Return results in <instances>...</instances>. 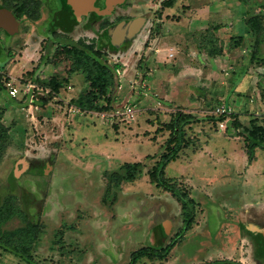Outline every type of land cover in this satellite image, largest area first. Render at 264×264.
<instances>
[{
    "label": "rangeland",
    "instance_id": "rangeland-1",
    "mask_svg": "<svg viewBox=\"0 0 264 264\" xmlns=\"http://www.w3.org/2000/svg\"><path fill=\"white\" fill-rule=\"evenodd\" d=\"M166 1L127 0L93 22L89 13L63 29L45 9L27 15L26 8L17 5L19 32L0 44V81L17 89L15 96L6 87L0 91V122L7 128V140L0 146V207L13 213L3 219L0 232L17 242L26 222L36 223L35 240L27 237L22 244L38 264H128L133 251L161 242V231L150 228L162 222L167 223L165 244L178 237L183 226L180 203L150 183L146 174L167 151L169 131L164 125L177 111L194 112L199 122L185 127L186 146L166 166L165 177L192 199L194 221L165 260L142 259L138 264H264V149L256 148L249 162L242 129L236 131L225 122L220 128L212 117L224 104L242 112L244 127L251 120L264 126V73L255 70L258 66L264 72V65L251 62L257 65H249L251 83L236 98L227 91V79L226 87L217 90L218 79L211 80L214 87H201L200 82L215 78L214 73L223 77L228 65L238 74L260 36L257 51L264 56V0H245L241 7L233 0L228 10H221L226 5L222 0L223 7H214L200 23L195 13L207 10L211 0H176L170 12L161 9ZM182 7L191 8L188 17ZM141 14L147 20L139 35L120 48L104 47L105 29L124 15L134 19ZM179 15L185 20L172 30ZM250 18L260 21L253 24L258 37L247 31ZM218 24L225 33L216 31ZM209 25L216 32H197ZM58 39L93 42L101 46L104 60L120 65L117 86L105 96L115 98L108 110L76 108L89 84L83 73L72 72L73 59ZM201 42L210 50H224L217 73L211 62L203 67L202 59L192 53L203 47ZM189 67L204 76L193 81ZM49 82L59 85L56 92L50 91ZM241 84L244 90L247 79ZM187 85L194 86L196 94L198 86L206 89L200 110L178 106L179 92ZM105 98L99 101L103 108ZM124 106L134 108V120L126 117ZM135 162L144 165L142 174L112 188L116 201L109 211L102 203L105 174ZM252 224L257 227L251 229ZM255 251L260 262L253 260ZM0 264L25 263L0 250Z\"/></svg>",
    "mask_w": 264,
    "mask_h": 264
},
{
    "label": "trees",
    "instance_id": "trees-1",
    "mask_svg": "<svg viewBox=\"0 0 264 264\" xmlns=\"http://www.w3.org/2000/svg\"><path fill=\"white\" fill-rule=\"evenodd\" d=\"M243 1V0H241ZM176 0H168L166 2L161 3V9H171L176 4ZM176 6V5H175ZM186 7V6H183ZM183 13L185 14L186 8L183 9ZM176 8V7H175ZM30 15V14H27ZM98 18V16H97ZM180 18V15L176 18ZM258 19V17L256 16ZM254 22V23H253ZM260 21L255 18L247 19L246 24L249 25L247 29L248 32H252L254 36H260L258 34V28L253 24H259ZM220 24L214 26L216 31L220 29ZM252 30V31H251ZM211 31L216 32L213 29H210L209 32H203V35L210 34ZM207 37V36H206ZM262 36L258 38L251 51V62H255L260 65H264V56L261 57L258 54L257 46L260 42H262ZM60 43H63L65 47L68 48L67 55L73 59L72 63V72H81L86 76V80L88 82V92L85 98L78 99L76 101V108L80 111H101L108 110L109 105L115 101L114 97L105 98L106 94L109 90L115 88L117 86V76L116 71L120 68V65H111L104 60V54L101 52V46L96 48L94 43H84V41L74 42L72 40L66 39L61 40L58 39ZM238 41H243V37H239ZM99 45V44H98ZM215 52L216 54H220L223 52L222 49L219 50H211L212 55ZM48 86L50 87V91H57L59 85L54 82H49ZM5 84L0 81V91H4ZM106 99L107 107L99 106V101L101 99ZM115 107H112V112L115 111ZM111 111V109H110ZM174 118L168 123L164 125V128L169 131V138L167 139L165 145L167 147V151L162 155L160 161L157 166L148 170L146 172L150 183L154 184L156 188L163 190L164 192L170 193L176 200L180 203L182 218H183V226L179 231L178 237L176 239L171 240L169 243L165 244L167 237V223L162 222L158 223L155 226H152L150 229H159L162 234L161 242L156 246H143L133 251L130 255L128 264H138L142 259L148 260H165L172 249L176 246L179 239L186 233L194 221V210H193V201L192 199L180 188L175 187L174 184L165 177V168L166 166L177 160L178 153L182 148L186 146L185 141V127L189 126L192 123L199 122L192 114H187L181 111H177L174 113ZM217 122L218 126L221 123H227L232 128H236V131L242 129L243 134L241 136L244 137L245 142L247 143V155L249 162L253 161L254 150L256 148L264 149V126H258L255 120L249 121L247 126H243V122L241 114H237L232 112L229 115H215L212 116ZM135 119V118H134ZM133 119V120H134ZM190 127V126H189ZM7 140V128L0 122V146L4 144ZM144 169V165L140 162L135 163H123L119 168L113 170L109 173L105 174L106 179V190L102 199V203L104 206L108 208V210H112V206L116 201V195L112 192V188L116 190L119 189L121 183H130L137 180L138 176L142 174ZM8 206V205H7ZM9 208L1 206L0 207V224L5 218H10L13 213L8 212ZM27 226L22 229V233L24 235L19 236V240L14 242L13 239H5L3 234L0 232V250L4 253L12 255L18 258L25 264H38L34 258L29 253L28 249H25L23 246L24 240L28 239L32 242L35 240L36 234L39 229L36 223L30 225L29 222H26ZM32 227V231H28ZM20 230L16 231L18 233ZM180 236V237H179ZM28 241V240H27ZM209 264H240L236 261H213Z\"/></svg>",
    "mask_w": 264,
    "mask_h": 264
},
{
    "label": "crops",
    "instance_id": "crops-1",
    "mask_svg": "<svg viewBox=\"0 0 264 264\" xmlns=\"http://www.w3.org/2000/svg\"><path fill=\"white\" fill-rule=\"evenodd\" d=\"M216 1V3H214ZM221 1L222 0H211V4H209V5H205V7H207L208 9L207 10H205L204 11V9H203V6H202V12H199V14H197V13H195L197 16H198V18L196 19L197 20V22L198 23H200V21L204 18V17H206L207 15H206V13H209V11H215V9L217 8L218 10H220L223 6H222V4H221ZM231 1H233V0H226L225 1V3H223L225 6L221 9V10H223V9H225V10H228V2H231ZM227 2V3H226ZM214 3V4H213ZM246 4V1L244 0V1H241V0H238V5L241 7L242 5H245ZM211 9H210V8ZM214 7H216L215 9H214ZM190 9L191 8H187L186 10H185V17H188L189 16V11H190ZM166 10H168V12H170V11H172V9H166ZM174 10V9H173ZM167 15V14H166ZM178 17V16H177ZM185 17H181L180 16V18H178V19H176V20H178V23H175V24H173V29L172 30H177V29H179V27L176 25V24H181V23H183V21L185 20ZM201 17V18H200ZM157 21H158V23H161L163 20H161V19H157ZM193 20H189L188 21V23H190V22H192ZM241 21H242V18H241ZM220 24H223V23H221V22H219ZM171 24V23H170ZM169 25V24H168ZM189 25V24H188ZM187 25V26H188ZM174 26H177L176 28H174ZM187 29V28H186ZM211 28H210V25L209 26H207L206 28H201V29H199V27L197 28V32L199 33V32H203V30H210ZM187 31H189L188 29H187ZM218 32L219 33H225L226 32V30H224L223 29V27L221 26L220 27V29L218 30ZM242 33V32H241ZM247 34V33H246ZM246 36V35H245ZM179 37V36H178ZM239 37H243V36H238V38ZM178 39H180V37L178 38ZM156 41V40H155ZM154 41V42H155ZM220 43V42H219ZM201 44H202V46L203 47H198L197 49H195V51L194 52H192V53H196V57L198 58L197 60H199V59H202V63L204 64L203 65V67H208L210 64H208L209 62H211V65H210V67L212 68V70L214 71V72H216L217 70H218V65L219 66H221V62H220V58L221 57H223V55H224V52H222V53H220V54H216L215 52H213L214 54L212 55V53H211V50H210V47H209V45H203V44H205V43H202L201 42ZM224 51V50H223ZM171 52V54H170V57H173L174 56V49L173 48H171L170 50H169V53ZM245 62V61H244ZM245 63H247L245 66L243 65L242 67H241V70L239 71V73L238 74H236V69H233V67H231L230 68V66L228 65V67H227V70L226 71H223L224 72V75H223V77H220V78H217L216 76H217V74H213L214 75V77L215 78H208V79H206L204 82H202V80L200 79V82H201V87H204V85H211V83H212V87H214L215 86V84H213V82L211 81L212 79H218L220 82H217V84H216V90L217 89H219V87H223V88H225L226 87V84L224 83V81H225V79H227V86H228V90L227 91H231V93H233L234 95H235V98L238 96V95H241L242 94V92H244V91H246L247 89H248V84L249 83H251L250 82V79H251V77L248 75V70H249V65L250 66H257V65H252V63H251V57L248 59V60H246V62ZM255 63V62H254ZM258 67V66H257ZM255 68V70H257L258 69V71H259V73H264V72H260V70H262V68ZM220 68V67H219ZM187 72L188 73H191L192 74V80L193 81H195V79H196V77L197 78H199L198 76H200V77H202V76H204L203 75V73H201L200 74V72H199V70H197L196 68H194V67H189L188 69H187ZM217 73V72H216ZM222 75V74H221ZM225 75H226V77H228V78H226L225 77ZM246 79H247V87H245V89L244 90H242L241 89V87L243 86V84H241L242 83V81H246ZM221 81H223V82H221ZM196 83H199V82H195L194 84H196ZM194 84H192V85H194ZM188 86V85H187ZM197 86V85H196ZM189 88H186V90H184V91H180L179 92V94L181 95L179 98H178V106L179 107H182V108H189V110L190 111H197V110H195V109H199L200 110V106H201V103L205 100V98L206 97H208V94L206 93V89H204V91H203V89L202 88H200L199 86L197 87V89L199 90V94H196V92H195V90H194V86L192 87V88H190V85L188 86ZM218 87V88H217ZM236 91V92H235ZM206 94V96L204 97L203 95H205ZM202 96H203V98H202ZM175 101H176V99H174ZM237 100V99H236ZM174 104V103H173ZM174 105H176V104H174ZM177 106V105H176ZM234 112L235 113H237V114H241L242 112H240V110L238 111V109L235 107L234 108ZM192 113V112H191ZM194 113V112H193ZM192 113V115L193 116H195L194 114ZM241 118V117H240ZM242 119V118H241ZM261 212V211H260ZM262 213V212H261ZM262 214H264V210H263V213ZM249 224H247V226H248ZM256 224H252L251 226L253 227V228H251V229H254V228H256L257 226H255ZM246 226V227H247ZM251 256H253V255H251ZM253 260H256L257 262H260V259H258V257L256 256V251L254 252V256H253ZM240 263H242L241 262V260H238Z\"/></svg>",
    "mask_w": 264,
    "mask_h": 264
},
{
    "label": "flooded vegetation",
    "instance_id": "flooded-vegetation-1",
    "mask_svg": "<svg viewBox=\"0 0 264 264\" xmlns=\"http://www.w3.org/2000/svg\"><path fill=\"white\" fill-rule=\"evenodd\" d=\"M126 1L127 0H124L123 3H121L120 5L113 6L105 14L111 13V11H113L114 8L118 6H123L126 3ZM17 5L26 8L27 14L39 13L40 8L45 9V11L50 14V16L57 17L56 19L57 26L60 29L69 27L71 24H73V22L80 21L82 16H86L89 13H91V15L92 14L94 15L93 19L91 20L92 22L97 19V16L105 15V14H98L91 9L85 10L81 12L79 15H77V11L73 10L68 5L67 0H13L12 2H10V4L9 2L0 3V9L5 8L9 10L16 19V21L18 22L19 28L21 23L17 17L18 14L16 12ZM93 6L99 10L106 9L107 7L105 0H95ZM20 11L22 12L24 10L21 9ZM145 20H147L145 14H141L140 18H134V19L126 18V15H124L123 18L116 20L104 31V35L102 37V43L104 47L105 45H108L112 49H117L125 45L127 42L133 40L137 35L140 34V32H142V29L145 25ZM118 26L123 36L122 34L115 35L114 32ZM128 32H131L133 34L132 38L127 37ZM13 35H8L4 30L1 29L0 44L2 39H6L7 37L10 38Z\"/></svg>",
    "mask_w": 264,
    "mask_h": 264
},
{
    "label": "water",
    "instance_id": "water-1",
    "mask_svg": "<svg viewBox=\"0 0 264 264\" xmlns=\"http://www.w3.org/2000/svg\"><path fill=\"white\" fill-rule=\"evenodd\" d=\"M95 0H67L68 5L73 9L77 11V15H79L81 12L85 10H93L98 14H105L109 9H111L113 6L120 5L123 3L124 0H105L106 2V9L99 10L96 9L93 6ZM4 30L8 35H13L18 32L19 30V24L12 15V13L5 9H0V30ZM115 35L122 34L119 31V26L115 29ZM123 36V34H122ZM128 38H132L133 34L131 32H128L127 35Z\"/></svg>",
    "mask_w": 264,
    "mask_h": 264
},
{
    "label": "built area",
    "instance_id": "built-area-1",
    "mask_svg": "<svg viewBox=\"0 0 264 264\" xmlns=\"http://www.w3.org/2000/svg\"><path fill=\"white\" fill-rule=\"evenodd\" d=\"M6 89L8 90V92L10 93L11 96H15L17 94V89L13 86V84H11V82H8L7 84H5ZM123 112L126 115L127 118L129 119H134V115H135V110L133 107L131 106H124L123 107ZM116 115H120L121 113L119 111L114 112ZM113 113V114H114ZM232 113L231 108L226 107V105L222 104L220 106H218L215 109V114L216 115H229ZM224 124L221 123L219 124L220 128H224Z\"/></svg>",
    "mask_w": 264,
    "mask_h": 264
}]
</instances>
